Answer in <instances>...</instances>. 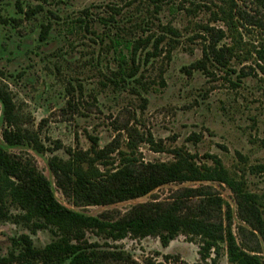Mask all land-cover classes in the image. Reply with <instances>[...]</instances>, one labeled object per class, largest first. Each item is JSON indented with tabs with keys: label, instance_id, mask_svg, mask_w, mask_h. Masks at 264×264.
<instances>
[{
	"label": "rangeland",
	"instance_id": "1",
	"mask_svg": "<svg viewBox=\"0 0 264 264\" xmlns=\"http://www.w3.org/2000/svg\"><path fill=\"white\" fill-rule=\"evenodd\" d=\"M235 1L245 9L259 7L256 0ZM18 2L25 11L39 5L43 11L26 20L17 10ZM219 5H224L223 0H164L162 10L155 14L151 0H0L2 14L15 19L0 26V78L8 84L29 126L39 129L42 142L51 150L39 154L28 147H9L1 139L5 149L13 155L32 159L51 182L58 201L88 216L110 213L118 217L138 204L166 201L180 189L210 185L231 207L233 231L242 243L239 227L245 225L238 217L235 196L225 185L170 184L137 200L82 208L59 190L49 166V160L55 155L69 159V148L90 149L89 135L98 137L101 147L118 140L120 151L128 152H131L129 143L134 140L135 157L146 163L170 162L174 159L172 151L177 148L190 151L202 163L208 161V155L218 156L231 172L244 174L252 192L264 195V175L251 174L250 170L264 164V75L258 72L234 88L230 81L236 82L237 75L230 72L212 67L210 71L214 74L186 72L202 58L204 41L198 35L205 34L201 26L211 25L227 31L223 22L213 21L212 13L218 11ZM197 6L200 7L196 9ZM86 13L90 30L78 22ZM111 16L115 22L106 25L102 19ZM143 21L149 25L145 26ZM46 25L51 27L49 38L40 42ZM159 25H171L181 37L170 60H165L164 54L142 70L149 91L139 96L130 87L115 88L106 78L117 67L118 54L108 49L110 37L120 35L134 40L158 34ZM240 31L247 48L259 46L261 38L257 32ZM228 43H231L229 38L222 42ZM245 65L255 67L250 62ZM233 66L238 71L243 67L237 63ZM126 125L146 140L141 142L136 134V139H131ZM150 137L156 145L149 142ZM54 141H59L63 148L53 152ZM159 147L162 152H156ZM112 157L115 166L118 165V151ZM19 212L14 209L11 214L15 216ZM24 234L30 236L37 248H44L55 239L49 230L34 232L24 224L0 221V258L8 256L12 239ZM86 240L89 245H95L91 249L122 252L137 264H212L216 257L213 253L204 261L200 255V238L183 234L168 247L154 236L144 239L129 236L113 241L88 232ZM261 256L264 258V250ZM216 260L217 264H229L226 248Z\"/></svg>",
	"mask_w": 264,
	"mask_h": 264
},
{
	"label": "trees",
	"instance_id": "2",
	"mask_svg": "<svg viewBox=\"0 0 264 264\" xmlns=\"http://www.w3.org/2000/svg\"><path fill=\"white\" fill-rule=\"evenodd\" d=\"M151 1L155 5V14H159L164 0ZM256 1L259 7L250 10L240 7L235 0H223L224 5L217 6L218 11L212 13L213 21L223 22L227 31L211 25L201 26L205 34L198 35L204 41L202 58L186 69L188 74L193 71L214 74L211 67L230 72L237 75L236 82L230 81L234 88H239L243 79L257 76L258 72L264 75V0ZM17 10L30 20L43 11V7L39 5L25 11L18 2ZM88 18L86 13L78 19L86 30L91 26ZM13 20L4 16L0 9V26ZM102 21L111 24L115 17ZM143 23L149 25L146 21ZM159 26L158 34L134 40L120 35L110 37L108 49L118 54L117 67L112 76L106 78L115 88L130 87L133 94L139 96L149 91L142 70L164 54V59L170 60L181 37L171 25ZM138 27L147 32L142 25ZM240 29L257 32L261 38L259 46L247 48ZM50 30V25L43 26L40 42L48 40ZM228 38L231 43L222 44ZM249 62L255 67H247L245 64ZM233 63L243 67L238 71ZM162 85H165L163 80ZM67 90L70 92V88ZM0 104V221L24 224L34 232L49 230L55 238L44 248L35 247L26 234L14 238L16 245H12L8 256L0 259V264H137L122 252L91 249L95 245L88 244V232L113 241H122L129 236L142 239L154 236L161 239L164 247L183 234L200 238V255L204 261L213 253L219 257L226 248L229 264H264L261 256L264 250V195L252 192L244 174L231 172L218 156L208 155V161L202 163L190 151L177 148L172 151L174 159L170 162L146 163L135 157L134 140L130 141L131 152H128L120 151L118 140L101 147L99 138L89 135L90 149L69 148V159L55 155L49 160V166L59 190L75 206L82 208L137 200L170 184L225 185L234 194L238 217L245 225L239 227L242 243L233 231L231 207L210 185L180 189L166 201L141 203L118 217L110 213L88 216L67 208L58 201L51 182L32 159L13 155L2 144L3 141L9 147H28L39 154L51 150L42 142L39 129L31 128L30 122L22 116L12 91L1 78ZM68 104L72 106L70 101ZM125 129L131 139H136L137 135L141 142L146 140L129 126ZM148 140L156 145L152 137ZM53 144V152L63 148L59 141ZM162 150L159 147L156 152ZM117 151L120 162L115 166L112 155ZM250 170L251 174L264 175V164ZM14 209L20 211L19 214L13 216L11 211ZM216 257L212 264H217Z\"/></svg>",
	"mask_w": 264,
	"mask_h": 264
},
{
	"label": "flooded vegetation",
	"instance_id": "3",
	"mask_svg": "<svg viewBox=\"0 0 264 264\" xmlns=\"http://www.w3.org/2000/svg\"><path fill=\"white\" fill-rule=\"evenodd\" d=\"M11 245H16L14 242H13V239H12V243H11ZM20 245V244H19ZM33 245H34V243H33ZM1 259V258H0Z\"/></svg>",
	"mask_w": 264,
	"mask_h": 264
}]
</instances>
